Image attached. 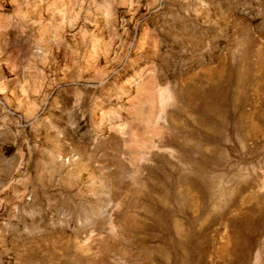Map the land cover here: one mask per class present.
<instances>
[{
  "label": "rangeland",
  "instance_id": "374dc122",
  "mask_svg": "<svg viewBox=\"0 0 264 264\" xmlns=\"http://www.w3.org/2000/svg\"><path fill=\"white\" fill-rule=\"evenodd\" d=\"M0 264H264V0H0Z\"/></svg>",
  "mask_w": 264,
  "mask_h": 264
}]
</instances>
